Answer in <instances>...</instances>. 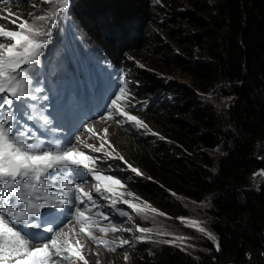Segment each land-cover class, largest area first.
<instances>
[{"label":"trees","instance_id":"trees-1","mask_svg":"<svg viewBox=\"0 0 264 264\" xmlns=\"http://www.w3.org/2000/svg\"><path fill=\"white\" fill-rule=\"evenodd\" d=\"M23 1L1 8L3 25L54 7ZM69 17L53 67L70 68L71 45L88 42L124 62L138 84L135 115L150 129L116 145L143 175L128 178L126 199L156 210L136 222L153 235L91 264H264V0H73ZM182 235L193 249L164 243Z\"/></svg>","mask_w":264,"mask_h":264},{"label":"snow or ice","instance_id":"snow-or-ice-1","mask_svg":"<svg viewBox=\"0 0 264 264\" xmlns=\"http://www.w3.org/2000/svg\"><path fill=\"white\" fill-rule=\"evenodd\" d=\"M3 3L7 4L8 0H3ZM49 3L55 6L42 15L31 14L29 20L18 25L19 30H6V26H0V37L6 38V42H0V264H65L72 257L89 264L80 252L82 247L80 241L76 240L73 245L63 227L59 229L44 227L45 232L52 233L50 237L28 231L30 228L41 229L45 223L51 225L54 216L52 209H65V206H68L65 209L67 212H72L75 208L72 215L81 225L80 232H87L88 237L97 244H103L109 251H115V248L109 247L108 240L97 238L89 230L92 225L98 224L86 213L98 205L93 195L85 190L87 181L83 179V175L85 173L91 175L98 182L94 187L101 198H109L102 193V188L104 192L113 193L115 197L116 186L123 187L121 179L113 175L100 174L93 166L98 160L106 161L107 157L114 159L117 157H113V152H107L103 157L86 154L78 146L82 143L83 133L75 137L76 144L68 141L62 145L59 140L54 139L45 142L40 136L35 135L32 128L23 123L25 116L29 120L39 117L51 133H55L60 127L59 124L57 128L49 127L52 121L43 116L42 111H35L37 105H28L29 99L37 102L49 99L46 92L38 95L43 89L34 86L32 78L34 66L40 63L46 46L50 43L52 26L69 14L70 0H49ZM25 65L33 67L25 68L23 67ZM35 84L39 85L40 81L37 79ZM131 98L129 82L125 80L118 91L111 94L110 103L106 106L107 111L100 119H113L117 124L130 122L138 129L150 131L144 121L125 111V107H134L130 104ZM125 101L129 103L123 104ZM25 105L31 107L35 114L29 115L25 112ZM117 116L121 119H116ZM84 128L86 132L93 133L92 124H85ZM104 132L107 133V129H104ZM84 147L99 153L104 145L95 147L85 144ZM118 159L124 158L119 156ZM127 167L136 176L141 175L138 169L131 165ZM117 203L118 198L111 199L112 208H115ZM122 203L137 213L143 211L139 205L127 199H122ZM79 205L86 207L82 208ZM45 209L47 211L42 212ZM97 214L104 216L106 220L110 218L104 213ZM119 215L131 218L129 213L123 210H119ZM179 219L183 221L184 218ZM191 223L215 243L217 251L220 250L215 234L200 227L198 221L193 220ZM120 230L115 225L110 228H99L102 233ZM137 230L142 234L153 231L149 227H138ZM123 231L133 230L128 228ZM136 239L144 241L148 237L140 235ZM130 243L127 239L119 240V246Z\"/></svg>","mask_w":264,"mask_h":264},{"label":"rangeland","instance_id":"rangeland-1","mask_svg":"<svg viewBox=\"0 0 264 264\" xmlns=\"http://www.w3.org/2000/svg\"><path fill=\"white\" fill-rule=\"evenodd\" d=\"M26 1H33V0H26ZM43 1L49 2V0H43ZM23 3H24V1H23ZM24 5H25V3H24ZM0 26H2V25H0ZM6 30H10V29L6 28ZM17 30H19L18 27H17ZM0 42H6V38L0 37ZM47 49H48V45L46 46L44 55L42 57H46ZM42 57H41L39 64L42 63ZM134 64L136 67L142 68L141 63H134ZM47 94H48V96H50L52 94H55V91L50 90L47 92ZM51 109L53 110L54 113L57 112L56 108H51ZM41 111L44 114V116H46L45 109L40 110V112ZM104 129H107V133L104 132ZM128 130L142 131V129L136 128L132 123L122 122L120 124H117L116 121L106 122V123H104L103 126H100L98 128L99 139L96 143H94V146L97 145V143H100V145L103 144L104 148L102 150L105 153L113 152V157H117L115 159L111 158V157H107L106 161L101 160L100 168L104 172L105 175H113V176H116L117 178L121 179V183H122L123 187L116 186L115 190H116L117 195L113 198H118V203H117L115 208L111 207V200L109 202L108 199H103L100 203L99 208H93L92 211H90L89 216H91L92 218H95V221L98 224V226H96V225L91 226L90 231L92 232V234L94 236L100 237V238H109V239L114 238L117 242L116 245H119L120 239H127L131 242L129 245L133 246V245H136V244H139L142 242H146L147 240H149L152 237V235H153L152 232L151 233H143V234L140 233L137 230L138 227L136 226V222L139 221L140 218H142L143 216H147L148 213H153V211H152V209L147 208V209L143 210L142 212L137 213L133 209L128 208L127 205L122 204V199H126V198H128V196H132V194L128 195L131 192L128 190L125 183L127 182L128 185H130V183L132 181L128 180V178L129 177H138L134 173H132L130 169L126 170L125 168H123V167H126V165L123 166V164H125V163L123 162V160L118 159V157L121 155L118 154L115 136L121 135V134L127 132ZM103 156H105V154L102 155L101 157H103ZM108 158H111L113 160V162H116L118 160L119 165L115 166L114 163L111 164L110 162L107 161ZM109 166H111V167H109ZM122 169H124V170H122ZM261 173H264V171H260V173H258L256 175V178L259 176L260 179L262 178L264 180V174H261ZM257 179L259 180V178H257ZM120 205H122V207ZM141 208H144V207H141ZM119 210L126 211L127 213H129V216L131 218L129 219V217H121L119 215ZM97 213L107 214L110 218L106 220V219H104V216L98 215ZM191 221H193V220L192 219L187 220L186 224L194 227L198 231L197 226L192 224ZM113 225H115L116 227H118L121 230L117 231V232L109 231L107 233H102L99 231L100 227L110 228ZM128 228H131L133 231H131V232L123 231V229H128ZM159 234L160 235L165 234V232H163V229L159 230ZM75 235H76L75 231H72V235L68 236V237L73 238V237H75ZM140 235H144L145 237H148V239H145L144 241H138L136 239V237H138ZM185 237H186L185 235H182V238H185ZM203 237H204V239L210 241V239H208L206 235ZM181 240L182 241H180V239H176L173 241V243L177 244L179 246H182L183 242L186 243V239L184 241H183V239H181ZM80 243H82V242L80 241ZM186 245H189L190 249H193L192 245H190L188 243H186ZM111 254L112 253L110 251L102 249L101 247H97L94 244H90V246L88 248L84 249V256L87 258L89 264H91V262H96L97 259H99V258H102V260H105L106 258L110 257ZM126 260H128V257Z\"/></svg>","mask_w":264,"mask_h":264},{"label":"clouds","instance_id":"clouds-1","mask_svg":"<svg viewBox=\"0 0 264 264\" xmlns=\"http://www.w3.org/2000/svg\"><path fill=\"white\" fill-rule=\"evenodd\" d=\"M134 63H139V62H134ZM133 66H134V69L135 70H137V69H143V68H138V67H136L135 66V64H133ZM143 66V65H142ZM144 67V66H143ZM134 80V79H133ZM135 81V80H134ZM137 83V82H136ZM133 132H137V133H140V134H143V132L142 131H135V130H133ZM125 133H130V132H125ZM125 133H123V134H125ZM119 136V135H118ZM147 208H149V209H152V208H150L149 206H147Z\"/></svg>","mask_w":264,"mask_h":264},{"label":"bare ground","instance_id":"bare-ground-1","mask_svg":"<svg viewBox=\"0 0 264 264\" xmlns=\"http://www.w3.org/2000/svg\"><path fill=\"white\" fill-rule=\"evenodd\" d=\"M187 32V31H186ZM192 34V33H191ZM85 87V86H84ZM92 214V213H91ZM93 215V214H92ZM94 216V215H93Z\"/></svg>","mask_w":264,"mask_h":264}]
</instances>
